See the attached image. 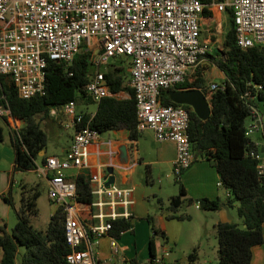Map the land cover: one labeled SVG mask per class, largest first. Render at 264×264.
I'll return each mask as SVG.
<instances>
[{
	"label": "built area",
	"instance_id": "2783aa9c",
	"mask_svg": "<svg viewBox=\"0 0 264 264\" xmlns=\"http://www.w3.org/2000/svg\"><path fill=\"white\" fill-rule=\"evenodd\" d=\"M204 7L232 11L239 46L264 44V0H0V74L10 76L20 97L41 94L47 59L70 63L86 42L99 49L93 60L96 69L86 85V93L98 101L115 95L103 66L113 57L127 56L136 127L150 129L158 141L174 142L172 172L180 176L195 159L187 132L189 111L181 105L161 103L158 94L183 81L209 51V41L201 37ZM208 86L215 89L224 82L211 81ZM0 101V115L12 118L1 93ZM50 114L72 129L71 140L62 157L48 155L37 162L34 171L46 179L48 197L64 211V236L70 247L67 263L96 264L100 237L108 236L112 251H118V236L110 233L111 221L133 216V187L105 184L101 175L87 173L93 199L78 201L76 184L67 177L85 167L84 148L99 135L91 126L94 111L78 110L71 99L51 108ZM249 117L246 135L259 129L262 113L252 106ZM255 142L258 150L247 153L255 159L264 187V137ZM70 167L77 171L67 173ZM169 254V248L162 246L136 264H165Z\"/></svg>",
	"mask_w": 264,
	"mask_h": 264
},
{
	"label": "trees",
	"instance_id": "16d2710c",
	"mask_svg": "<svg viewBox=\"0 0 264 264\" xmlns=\"http://www.w3.org/2000/svg\"><path fill=\"white\" fill-rule=\"evenodd\" d=\"M226 12L228 27L223 35V49L216 50L215 53H205V56L223 71L224 86L210 89L198 66L183 81L173 86L200 88L208 99L210 115L206 119L199 118L189 104L171 100L165 92L166 89L160 90L158 97L161 103L181 105L188 109L187 132L195 157L206 159L215 167L220 185L228 191L225 204L228 207L234 206L240 217V221L226 220L215 223L216 264H250L252 246L263 241L264 187L256 172V161L247 153L252 148L258 150V145L245 134V121L249 117L251 107L255 106L258 109L257 102L264 100V44L239 46L235 39L232 11L227 8ZM202 14L212 16V10L204 7ZM98 52L97 47L82 42L70 63L48 58L45 66L44 92L29 98L20 97L10 76L0 74V93L3 101L4 99L7 101L11 115L22 121L19 127L9 130L16 170H34L37 158L41 162L45 160L47 132L41 126V121L49 117L51 108L60 107L71 99L77 104L96 103L91 126L99 132L124 125L128 129L129 137L137 138L139 130L136 127L133 89L125 79L126 74H129V62L115 65L113 61L118 59L122 62L123 58H128L127 56L111 58L103 67V72L111 92L126 90L129 97L119 98L113 94L94 101L86 93L87 82L96 69L93 60ZM246 91L249 93L246 94ZM0 116L3 118V120L0 118L2 121L7 120L5 115ZM2 139L3 127L0 123V141ZM40 150L44 151L42 155H39ZM67 178L74 180L76 184L78 201L90 202L93 199L87 173L79 171ZM179 179L180 176H176L177 192L169 197L165 205L166 218H190L189 213H178L184 203L198 202L197 207L203 210L221 208L219 197L187 195ZM10 188L8 193L3 195V199L14 208L17 220L8 229L6 222L0 218V264H68L66 253L70 247L64 236L62 206H55L46 227L37 229L31 224L30 217L38 211L36 204L38 189L35 185L28 188L22 185L20 204L15 207ZM132 218L133 216L130 219L124 217L113 219L110 233L119 236L120 231L131 230ZM147 219L150 221L151 217L148 216ZM151 227L149 258L155 253L153 241L155 235L166 242L164 230L153 225ZM19 245L24 247L22 252L18 249ZM186 259L185 264H194L198 261L196 246L187 252Z\"/></svg>",
	"mask_w": 264,
	"mask_h": 264
},
{
	"label": "crops",
	"instance_id": "0c3cea01",
	"mask_svg": "<svg viewBox=\"0 0 264 264\" xmlns=\"http://www.w3.org/2000/svg\"><path fill=\"white\" fill-rule=\"evenodd\" d=\"M211 10L213 13V10L215 9ZM220 12L223 13L224 11ZM210 17L211 16H204L202 14L200 28L202 26L201 24L204 23L203 20ZM211 34L212 33H207L206 35H202L201 33V37L209 41L210 48L208 52L215 53L214 49L218 48L216 47L218 45L214 44L215 39H212L213 37ZM198 68L204 77L207 69H213L216 76L219 78V80H216L215 78L206 79L205 77L207 84L211 81L221 82L225 77L223 71L213 64L205 55L200 58ZM115 95L119 98H127L130 96L126 90H118L115 92ZM95 106L96 103L94 102V108L86 110L95 111ZM0 118L3 120L1 116ZM6 119L5 123L8 125L9 130L19 127L22 122L20 119L13 116L12 118L6 117ZM146 130L150 129L139 131L137 138L132 139L129 137L128 129L124 125H121L117 128L99 132L98 137L84 148L85 167L80 171L90 173L91 175H101L102 181L105 184L113 182L119 186L133 187L132 197L134 203L132 204V229L123 231L117 237L119 248L116 252L112 251L108 236L100 237L96 247L98 255L96 264H133V262L136 264L140 261L146 260L149 257L151 225L164 230L166 242L161 237L155 235L153 238L154 251H158L162 246L168 247L170 249V254L166 259L165 264L170 262L171 248L169 247V240L172 236L174 237L175 228L172 225L174 223L169 221V218L165 217L166 213L162 209L157 216H152L144 199L145 195L154 191L152 192V195L156 196L158 204L161 207L166 203L164 199H169V194L163 196V189L161 186L155 190L153 188L148 189L143 183L135 181L133 174L140 163L153 168L156 166L162 169L169 167L172 168V160L175 156V145L171 140H164L159 141L152 148H148L145 141L149 139V134ZM258 130L260 134L258 138L254 139L255 141H259L264 137L263 113ZM71 136L72 132H67L65 139L59 143V149L56 150V152L51 153H46L45 150V154L47 156L58 155L62 157L71 140ZM13 155V147L10 143V139H2L0 141V218L2 219L7 218L10 211L8 203L4 199H1V197L8 193L10 187L12 192V189L16 184L21 183V186L23 185L26 188L29 187L28 181H19L15 178V172L18 173L20 178H23L24 175L22 170H16L14 168ZM198 158L200 157L196 156L193 162L185 168L180 175V179L186 189L187 195L192 197H219L221 200L220 203L225 204L228 191L224 189V191L221 192L220 185L217 183L219 180L218 173L216 169H214L215 167L206 159L201 158L198 160ZM39 161L41 160L37 158L36 162ZM76 171L77 169L74 167H70L66 170L69 174L75 173ZM110 177H112V182H110ZM173 194H175V192ZM220 207L221 208L216 210H206L208 212L213 211L214 213H204L205 216H213L211 220L212 227H214L215 223L218 221L230 220L226 215V209L222 206ZM54 208L55 205L53 206L52 211ZM148 216L151 217L150 221L147 219ZM263 230L264 223L262 225V232ZM263 245L264 232L263 241L260 246V249L263 251L261 257L256 261H252L251 258L250 264H264ZM181 253L183 254L182 257H186L187 252L182 251ZM173 262H178L179 264L182 263L181 258L179 261L173 260ZM183 262L185 264L187 259L185 258Z\"/></svg>",
	"mask_w": 264,
	"mask_h": 264
},
{
	"label": "rangeland",
	"instance_id": "374dc122",
	"mask_svg": "<svg viewBox=\"0 0 264 264\" xmlns=\"http://www.w3.org/2000/svg\"><path fill=\"white\" fill-rule=\"evenodd\" d=\"M204 23L201 25V33L202 35H206L207 33H212V39H215L214 44L218 45L215 48L216 50L223 49V35L225 30L228 27V16L226 11L221 13L218 10H213L212 16L210 18L204 19ZM87 44V43H86ZM210 45V44H209ZM221 52V51H220ZM222 53V52H221ZM124 61L120 62L118 59H114L115 65H123L129 62V58H123ZM109 65H107L108 67ZM104 67V66H103ZM129 75V74H128ZM126 74V81L129 79V76ZM206 79L215 78L219 80L216 76L213 69H207L205 71ZM220 82V81H217ZM258 109L264 115V100H260L257 102ZM94 102H88L86 104H77V109H93ZM246 125L250 123V117L246 118ZM0 123L3 127V139L9 140V128L8 125L0 119ZM41 126L45 128L47 132V144H46V153L56 152L59 149V143L65 139L67 132H72L70 127H63L60 124L58 117H54L53 115H49V117L44 118L41 121ZM12 128V126H11ZM148 132V140L145 141L148 148H152L159 141L155 139L153 132L151 130H146ZM260 132L258 129H254L250 133V137L252 139L258 138ZM201 158H198L200 160ZM210 164L211 162L208 161ZM212 165V164H211ZM215 169V168H214ZM24 177L20 178L18 173L15 172V178L19 181L26 180L29 182V187L35 185L39 191V194L36 199L37 204V214L31 215L30 221L33 227L37 229H44L47 225L49 216L52 212V208L54 203L50 200L47 193V181L43 176H38L35 171L25 170L22 172ZM22 176V175H21ZM134 180L140 183H143L144 186L149 188H153L154 190L158 187H162L163 196L169 194V197L174 192H177L178 189V181L176 180V176L172 172V168H159V167H151L147 166L143 163H140L139 166L135 169L133 174ZM181 181V179H179ZM221 192L224 191V187L222 185L219 186ZM21 183L16 184L12 189V198L14 202V206L18 207L20 204V194H21ZM154 192V191H152ZM152 192L145 195V202L147 208L149 209L152 216H157V214L161 211H164L165 205L168 203V198L164 199L166 203L163 206H159L156 196H153ZM165 198V197H164ZM3 199V196L1 197ZM9 216L7 218H3V220L7 224V228L10 229L16 222L17 216L14 208L9 205ZM178 213H189L190 218H169V221H172L174 226V237L169 240V247L171 248V256L170 262L167 264H175L173 260L179 261L183 256L182 251L188 252L192 247L196 246L198 251V261L200 264H214L217 261L216 255V246H217V238L215 228L211 225V220L213 216H205L204 213H214L213 211H206L196 207L195 203L187 204L184 203L179 209ZM214 215V214H212ZM226 215L232 221H240V217L236 213V208L234 206L228 207V211L226 210ZM176 223V224H175ZM264 232V230H263ZM261 244H257L252 246V261H256L260 259L262 250L260 249ZM264 248V245H263ZM19 251H23L24 247L22 245L18 246ZM19 256L17 257L18 262ZM194 264H197V263Z\"/></svg>",
	"mask_w": 264,
	"mask_h": 264
},
{
	"label": "water",
	"instance_id": "95a60500",
	"mask_svg": "<svg viewBox=\"0 0 264 264\" xmlns=\"http://www.w3.org/2000/svg\"><path fill=\"white\" fill-rule=\"evenodd\" d=\"M165 92L171 100L177 103L189 104L199 118L206 119L210 115L208 99L200 88H168ZM42 153L43 150H40L39 155ZM110 182H112V177H110ZM220 206L224 207L228 211V206L226 204L220 203ZM185 258L186 257H181V264H184L183 260Z\"/></svg>",
	"mask_w": 264,
	"mask_h": 264
}]
</instances>
